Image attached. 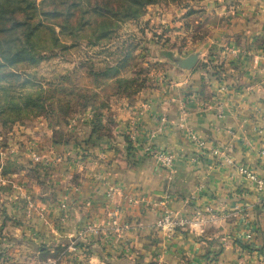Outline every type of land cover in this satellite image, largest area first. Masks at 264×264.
Instances as JSON below:
<instances>
[{
  "label": "crops",
  "instance_id": "obj_1",
  "mask_svg": "<svg viewBox=\"0 0 264 264\" xmlns=\"http://www.w3.org/2000/svg\"><path fill=\"white\" fill-rule=\"evenodd\" d=\"M260 32L240 36L249 56L236 60L233 70L222 68L227 82L204 78L201 66L185 71L171 65L165 80L142 96L128 119L110 125L111 136L92 134L83 116V164H73L57 178L79 191L62 194L82 202L83 228L92 224L99 230L83 244L84 264H264L261 192L238 172L244 167L264 180ZM184 107L185 127L204 148L178 125ZM162 117L166 125L157 131ZM147 140L175 154L171 171L142 152ZM111 189L113 199L108 198ZM163 210L206 222L201 232L185 226L169 235L157 227Z\"/></svg>",
  "mask_w": 264,
  "mask_h": 264
},
{
  "label": "rangeland",
  "instance_id": "obj_2",
  "mask_svg": "<svg viewBox=\"0 0 264 264\" xmlns=\"http://www.w3.org/2000/svg\"><path fill=\"white\" fill-rule=\"evenodd\" d=\"M139 14L98 19L78 37L39 44L37 52L46 58L17 72L31 78L33 87L23 93L42 102V113L22 111L25 100L0 84V264H84L83 244L99 230L92 224L83 228L82 202L62 194L79 191L58 180L73 164H83V119L89 124L98 117L103 125L128 119L142 96L165 80L170 54L198 52L197 66H210L204 78L220 76L227 82L222 68L233 70L236 60L249 56L240 36L264 34L262 0H158ZM107 68L117 74L114 69L108 77L96 76ZM85 99L94 104L86 113L79 108ZM67 105L74 108L71 116L65 113ZM196 221L200 229L206 222Z\"/></svg>",
  "mask_w": 264,
  "mask_h": 264
},
{
  "label": "trees",
  "instance_id": "obj_3",
  "mask_svg": "<svg viewBox=\"0 0 264 264\" xmlns=\"http://www.w3.org/2000/svg\"><path fill=\"white\" fill-rule=\"evenodd\" d=\"M158 0H0V84L12 93H18L19 101H24L22 111L38 109L39 114L44 111L42 102H36L32 96L23 93L27 86L33 87L31 78L24 73L17 72L21 67H32L39 64L46 56L37 52L39 44L49 40L57 45L60 38L66 36L78 37L83 29L95 25L96 20L103 18H117L126 20L137 18L140 9ZM174 1V0H172ZM59 28L58 33L55 27ZM53 53V51H50ZM52 55V54H51ZM128 56V55H127ZM123 63V62H122ZM209 66L202 65L206 71ZM115 68H107L97 72L98 77H108V72ZM114 70V74H117ZM217 72H214L216 74ZM220 77V76H218ZM20 89V90H19ZM22 93V94H20ZM10 102L14 98H8ZM16 99V100H17ZM21 103V104H22ZM15 106V103H11ZM80 105V104H79ZM91 99L83 100V112L92 108ZM2 109V106H0ZM66 106V115L74 112ZM105 123V122H104ZM91 133L95 135L111 136L110 124H102L97 117L89 122ZM75 138V137H73ZM80 147L83 149V139ZM74 141V140H73ZM76 142V141H75ZM87 144L85 143V146ZM82 244L80 245V247ZM40 253L46 250L39 249Z\"/></svg>",
  "mask_w": 264,
  "mask_h": 264
},
{
  "label": "built area",
  "instance_id": "obj_4",
  "mask_svg": "<svg viewBox=\"0 0 264 264\" xmlns=\"http://www.w3.org/2000/svg\"><path fill=\"white\" fill-rule=\"evenodd\" d=\"M218 114L219 117L224 115L222 106H218ZM187 117L188 112L186 110H182L179 115V127L185 129V132L190 140L194 142L199 148H204V144L198 138V136H196L192 130L185 127ZM166 122L167 120L162 117L159 121L157 131H162V128L166 125ZM141 150L146 156H149L159 168L165 169L167 171H171L173 169L176 162L175 154L165 151L162 148L153 146L149 140L144 142ZM214 153H216V151H214ZM238 172L247 180L255 184L256 189L261 192L258 202L264 206V180L258 178L254 172L244 167H239ZM185 226H188L195 231L201 232L200 223L198 221L191 218L178 216L169 210L163 211L161 219L157 222V227H159L160 230L164 231L166 234L174 233L177 227ZM87 231L89 232V229ZM91 231L97 233L96 228H93Z\"/></svg>",
  "mask_w": 264,
  "mask_h": 264
},
{
  "label": "water",
  "instance_id": "obj_5",
  "mask_svg": "<svg viewBox=\"0 0 264 264\" xmlns=\"http://www.w3.org/2000/svg\"><path fill=\"white\" fill-rule=\"evenodd\" d=\"M262 2L264 3V0H262ZM169 56H170V61L172 62V65L174 67L185 71H191L199 61L198 52L189 54L185 57L174 56L173 54H170Z\"/></svg>",
  "mask_w": 264,
  "mask_h": 264
}]
</instances>
